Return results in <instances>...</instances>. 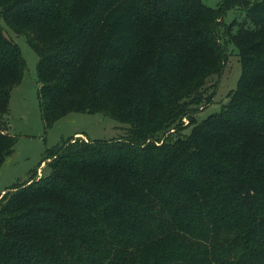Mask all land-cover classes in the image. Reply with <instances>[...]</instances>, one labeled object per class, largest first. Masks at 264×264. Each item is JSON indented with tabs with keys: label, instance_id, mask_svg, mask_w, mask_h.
Here are the masks:
<instances>
[{
	"label": "trees",
	"instance_id": "16d2710c",
	"mask_svg": "<svg viewBox=\"0 0 264 264\" xmlns=\"http://www.w3.org/2000/svg\"><path fill=\"white\" fill-rule=\"evenodd\" d=\"M3 24L37 54L45 125H125L64 139L2 193L0 264H264V0H0V166L25 67ZM226 43L240 76L198 120Z\"/></svg>",
	"mask_w": 264,
	"mask_h": 264
},
{
	"label": "rangeland",
	"instance_id": "374dc122",
	"mask_svg": "<svg viewBox=\"0 0 264 264\" xmlns=\"http://www.w3.org/2000/svg\"><path fill=\"white\" fill-rule=\"evenodd\" d=\"M218 1L220 0H203L208 6H216ZM232 13L233 10L227 11L225 19L231 20L234 17ZM3 26L18 43L25 67L20 81L10 91L8 110L5 113L9 131L16 139L13 152L5 157L0 166V196L14 183L23 181L33 172L37 177L46 175L49 168L44 156L64 139H109L116 137L121 131L120 127L125 125L109 115L85 111H70L45 125L37 95V54L24 35H16L5 24ZM225 48L228 53L227 61L220 74H212L207 80L208 85H213L214 95L198 110V120L219 110L220 105L227 101L228 92L235 88L240 76L241 65L237 49L232 43H226Z\"/></svg>",
	"mask_w": 264,
	"mask_h": 264
}]
</instances>
